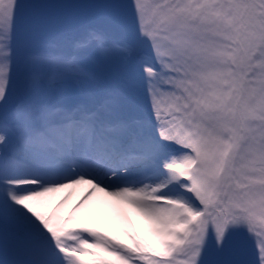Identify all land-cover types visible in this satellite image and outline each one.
I'll use <instances>...</instances> for the list:
<instances>
[{
	"label": "snow or ice",
	"instance_id": "obj_1",
	"mask_svg": "<svg viewBox=\"0 0 264 264\" xmlns=\"http://www.w3.org/2000/svg\"><path fill=\"white\" fill-rule=\"evenodd\" d=\"M0 264H264V0H0Z\"/></svg>",
	"mask_w": 264,
	"mask_h": 264
},
{
	"label": "rangeland",
	"instance_id": "obj_2",
	"mask_svg": "<svg viewBox=\"0 0 264 264\" xmlns=\"http://www.w3.org/2000/svg\"><path fill=\"white\" fill-rule=\"evenodd\" d=\"M68 192L72 193L71 198L69 199V201L67 202L66 205H64V210H66V212H71L73 206L84 196L86 195V193H83L82 188L80 187V189H77L75 191H71L70 189L65 190L62 193L56 194L54 197L51 198V207H49L48 209H46L49 213L52 214H57L60 209L57 207L58 205V201L60 199V197L66 195ZM89 203H86L85 205H82V208H88L90 207V205H88ZM138 227L140 228L141 231H143L146 228V225L143 222H140L138 224Z\"/></svg>",
	"mask_w": 264,
	"mask_h": 264
},
{
	"label": "bare ground",
	"instance_id": "obj_3",
	"mask_svg": "<svg viewBox=\"0 0 264 264\" xmlns=\"http://www.w3.org/2000/svg\"><path fill=\"white\" fill-rule=\"evenodd\" d=\"M80 187L82 188L83 190V193H87L88 190H89V186L88 185H79L77 186L76 188L74 189H70L71 191H75L77 189H80ZM109 198L105 197L103 195V193H94L92 198H91V202L88 204L90 205V207H95V205L98 203V202H102V201H107Z\"/></svg>",
	"mask_w": 264,
	"mask_h": 264
}]
</instances>
